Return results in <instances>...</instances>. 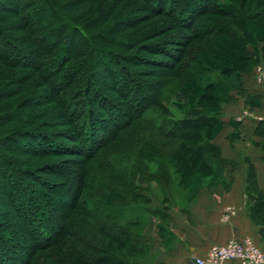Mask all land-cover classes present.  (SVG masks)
Instances as JSON below:
<instances>
[{
	"label": "trees",
	"instance_id": "obj_1",
	"mask_svg": "<svg viewBox=\"0 0 264 264\" xmlns=\"http://www.w3.org/2000/svg\"><path fill=\"white\" fill-rule=\"evenodd\" d=\"M141 1L146 3L151 16L167 18L177 29L186 30L190 39H210L222 43L223 49L211 59L196 57L197 52L192 54L195 70L183 77L184 88L176 93L173 102L182 106V117L179 119L165 110L156 88L151 91L149 105L145 104L146 97L141 95L142 104L138 102L125 106L116 105L105 95L95 80L110 77L108 85L118 95L125 96L128 89L124 82L119 81L118 84L114 77L117 79L120 74L126 78L127 71L117 55L93 46L82 26L62 17L60 11L54 8V4H59L55 0H0V10L20 16L24 23L23 32L29 37L26 43L19 44L17 38L12 39L0 31V63L31 70L45 87L53 91V102L62 112L60 116L74 132L71 145L63 144L52 135H43L37 146L28 145L30 148H25L17 146L15 140L25 133L14 131L6 137L7 141L11 140L10 148L35 156L74 154L81 155L88 162L96 160L106 167L110 182L91 177L86 166L82 165L86 161L65 159L49 164L52 175L59 179L55 183L42 180L35 171H20L12 162H7V171H2L8 177L4 188L7 196L11 190L14 192L10 203L15 212L13 219L23 229L19 231L21 233L9 235L6 224H0L7 234L0 239V264H50L47 258L50 259L53 254L45 253L52 248V251L63 249L60 264H148L149 245L136 230L143 223L142 215L148 214L158 221L157 236L165 242L166 238H170L171 213H185L201 189L222 181L226 161L221 159L213 139L223 125L222 110L232 99L230 93L242 92V76L249 74L254 78L255 67L264 62V36L254 32L252 25L248 24L252 18L233 4H213L215 0H168L170 6L165 11L166 0ZM41 4H52L53 9H49L47 14L50 17H47ZM209 15L222 16L229 22L204 24L198 21ZM190 42L182 37L162 42L163 46L159 45L158 51L164 60L159 62L160 65L152 64L168 70L175 69L186 56L192 44ZM27 44L31 48H28L29 53L22 47ZM259 44L262 46L259 47ZM52 53H55L53 58ZM91 55L99 57L104 64L101 67L93 64L89 60ZM73 60L80 62L68 73V77H74L73 83L80 76L77 91L81 94L75 96L69 93L72 96L70 100L64 99L61 103V94L66 91L69 78L66 82H60V78L65 66ZM5 91L0 90V95L7 93ZM135 93L138 91L133 89L131 96L134 95V98ZM86 94L92 98L88 100ZM125 107L139 113L130 116ZM149 109L151 122L148 123L154 134L133 145L136 154L112 153L105 159L101 158L100 154L106 146L127 134L135 122L146 123L144 117ZM8 118L9 114L1 116L2 120ZM123 120L126 121L124 124ZM209 134H212L211 139H206ZM164 139L171 143L162 142ZM141 160L156 167L153 181L165 195L158 208L149 207V191L134 181L138 173L141 177L144 174L151 177L146 166L138 164ZM172 163L177 165L175 170L171 167ZM72 164L81 166L72 169ZM199 165L211 172L208 184L204 187L200 185V188L194 184L189 189L190 196L185 206L172 205L168 185L174 181L179 186L187 184ZM171 172H175L173 177ZM26 179L35 180L42 188H30ZM47 190L60 198L55 194L47 195ZM246 193L252 203L250 218L259 227V235L264 242V195L256 184L252 166L247 169ZM30 194L36 196L35 200Z\"/></svg>",
	"mask_w": 264,
	"mask_h": 264
},
{
	"label": "rangeland",
	"instance_id": "obj_2",
	"mask_svg": "<svg viewBox=\"0 0 264 264\" xmlns=\"http://www.w3.org/2000/svg\"><path fill=\"white\" fill-rule=\"evenodd\" d=\"M55 1L59 4H54V8L60 11L58 12L62 17L65 16L67 19L69 18L73 24L82 26L89 36V41L93 46L102 50L111 51L117 55V59H120V64L125 68L128 76L124 78L119 74L117 79L114 77V80L118 84L120 83L119 81L124 82L128 89L125 96L118 95V93L108 85L110 77L107 76V80L99 77L95 80L99 89L102 90L105 95L110 97L116 105L125 106L138 102L142 104L143 100L141 101L140 95L146 97L147 100L145 104L147 103L149 105V103H151V101H149L151 91L156 88L160 95L162 105L165 110L170 113L169 115L175 119L181 118L182 106L175 105L173 102L176 93L184 88L183 86L185 83L183 77L187 73H191L195 70L193 69L195 67H193V65H195V60H191L192 54L197 52V55L195 54L196 57L200 56L201 59H211L223 49L220 41L217 42L210 39L208 41H198L190 39L189 33H187L186 30L177 29L167 18L151 16L145 6L146 3L143 4L141 0ZM165 2H167L164 5V10L166 11L170 4H168V0ZM225 3L239 7L245 15L252 18L248 24L252 25L254 32L261 37L264 36V0H215L213 2V4ZM41 5L44 7L46 15L49 14V9H53L52 4ZM217 8L220 9V7ZM20 12H22V8L20 9ZM47 17L50 16L47 15ZM198 21L204 24H224L229 22L228 19L218 15L201 17ZM23 25L24 23L20 16H15L13 13L0 10V31L11 36L12 39L17 38L19 44H24L29 39L25 32H23ZM180 37L187 38L188 42L191 40L194 41L190 42L192 44L188 47L186 56L178 66L175 69L168 70L163 66L159 67L154 65H160L159 62L164 60L163 55L158 51V48L163 46L161 43L176 41ZM261 46L262 44H259V47ZM22 47L28 50L27 52L29 53L31 48L28 44ZM169 48H171V46ZM54 54L55 53H52L51 58L55 56ZM89 60L95 65L98 64L100 67L104 64L99 57L94 55H91ZM78 62L80 61L73 60L68 63L62 73L60 82H66L65 80L69 78L68 82L71 85L69 86V83L66 85L68 87L66 91H63L61 94V103L64 99L69 101L72 97L70 95L78 96L81 94L77 91L80 88V85L77 84L81 83L80 76L76 77L73 83L72 79L74 77H68V73H70ZM259 65H264V62ZM151 72L155 74H151ZM103 78H105V76ZM2 89L6 90L5 92L7 93L0 95V138L2 139V142H0V224H6L7 233L11 235L14 233H21L23 228L14 223L15 220L13 219V216L15 212L10 204L14 192L11 190L10 195L7 196L6 189L4 188L8 183V177L5 176V172L2 171L3 169L7 171V162H12V164H14V166L20 171H35L42 180L55 183L58 182L59 179L57 176L52 175V172L48 167L49 164L59 163L65 159H72L77 162L86 161L83 162L82 165L86 166V171H88L87 173L91 175V177L100 178L103 182L109 184L110 182L108 181L109 178L107 176L108 172L106 167L103 164L98 163L96 160L88 162L87 160H83L81 155L74 154H66L57 157L51 155L35 156L26 154L25 152H22L21 149L16 150L15 148H10L12 146L11 140L7 141L6 137H10V134L14 131H19L21 134L25 133L21 135L22 137L20 139H15L17 141V146H23L25 148H30L29 146L32 145L37 146L38 142L41 143L40 140L43 135H52L63 144L71 145L73 142L71 138H73L74 132L71 127L67 125L64 118L60 116L62 112L59 109L58 104L53 102V91H50L45 87V84L28 68L9 67L0 63V90ZM133 89L138 91V93H135V98L133 97L134 95L131 96ZM69 93L71 94L69 95ZM86 96L88 100L92 98L89 94H86ZM125 110L130 116H135L139 113L138 110H132L126 107ZM148 112L149 113L144 117V119L147 120L146 123L141 121L135 122L127 134L119 136L110 145H107L101 152L100 155L102 156L100 157L105 159L107 157L106 155L111 156L112 153L114 155L115 153L121 154L122 152L135 155L136 152L133 150V145L140 140L148 139L151 137V133L154 134L153 129L149 125L151 122V109H149ZM7 114H9V118L2 120L1 116ZM19 118L22 120L18 121ZM125 122L126 121L123 120L122 124ZM211 135L212 134L206 136V139H211ZM161 141L167 144L171 143V141L165 139ZM117 145L118 147H115ZM14 146L16 145L14 144ZM72 146H75V144ZM138 164L141 167L142 164H144L148 173H151V177L148 178L146 174L141 177L138 173L134 178V181L136 184L144 186V188L149 191L151 198L149 207L158 208L163 198H165V195L162 194L161 188H159L156 182L153 181L152 175L157 173L156 167L153 163L143 162L142 160L139 161ZM78 166H81V164H72L71 168L74 169ZM171 167L175 170L177 165L172 163ZM170 174L173 177L175 172H171ZM192 175V179L183 186L177 185L175 181L170 186L168 185V188H171L168 190L172 196V205L174 204L181 207L185 206L186 199L190 196L188 193L189 189L194 184L197 188L200 185L202 187L206 186L211 177V172L207 168L203 166L200 167L199 165L197 166L196 172ZM13 176L17 175L13 174ZM26 180L30 188L32 187L35 190L40 189L41 186L38 185L35 180ZM25 189L27 190V188H24V190ZM45 192L47 195H56V193L49 190ZM32 194H30L32 196L31 199L35 200L36 196ZM57 198L59 199L60 197L57 196ZM33 200L31 201L32 203ZM55 200L57 201V199ZM24 201L25 200H23V202ZM45 201L47 202V200ZM49 202L53 204V202ZM54 205L56 204L54 203ZM27 206L28 205L26 204L25 207ZM142 221L143 223L141 227L136 230L143 235V241L149 245V256L146 260L148 264H151V261L153 264H157L156 259L161 253L164 243L157 236L156 226L158 225V221L154 218L152 219L148 214L142 215ZM2 229L0 227V239L7 236L6 231L3 232ZM51 251L45 253L53 254L50 259L47 258V260H49L48 263L60 264L63 249L55 248L54 251Z\"/></svg>",
	"mask_w": 264,
	"mask_h": 264
},
{
	"label": "crops",
	"instance_id": "obj_3",
	"mask_svg": "<svg viewBox=\"0 0 264 264\" xmlns=\"http://www.w3.org/2000/svg\"><path fill=\"white\" fill-rule=\"evenodd\" d=\"M241 89L230 93L232 99L222 110L223 125L213 139L226 161L222 181L201 189L185 213H171L170 238L163 243L157 264H193L192 257L203 258L211 246L245 237L264 248L246 193L247 169L252 166L264 195V84L247 74L241 78ZM227 209L232 214L224 221Z\"/></svg>",
	"mask_w": 264,
	"mask_h": 264
},
{
	"label": "built area",
	"instance_id": "obj_4",
	"mask_svg": "<svg viewBox=\"0 0 264 264\" xmlns=\"http://www.w3.org/2000/svg\"><path fill=\"white\" fill-rule=\"evenodd\" d=\"M254 78L258 84H264V65H257L254 69ZM230 209L225 210L223 220L229 219ZM193 264H264V251L251 238L229 240L224 245H213L203 258L192 257Z\"/></svg>",
	"mask_w": 264,
	"mask_h": 264
}]
</instances>
